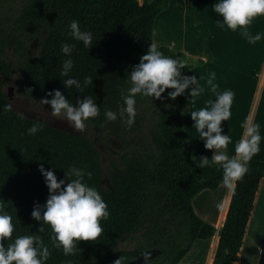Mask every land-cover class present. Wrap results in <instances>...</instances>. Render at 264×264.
<instances>
[{"label":"trees","instance_id":"trees-1","mask_svg":"<svg viewBox=\"0 0 264 264\" xmlns=\"http://www.w3.org/2000/svg\"><path fill=\"white\" fill-rule=\"evenodd\" d=\"M169 5L170 0H0V199L8 202L13 216L17 229L13 237L34 233L48 244L51 255L46 264L66 260L113 264L121 255L127 257V264H146L141 255L145 251L150 252L149 264H179L198 241L217 235L216 227L197 215L193 199L205 190H218L223 173L216 165L201 168L193 160L184 124L189 107L185 95L172 100L168 89L162 94L165 99L137 96L131 128L120 119L106 122L103 115L105 107L118 111L123 104L119 88L128 87L125 79L153 43L155 20ZM73 19L93 33L91 48L68 36ZM63 42L76 45L71 75L81 81L85 76L93 78L83 93L62 84ZM158 49L167 56L183 57L165 46ZM8 51L16 63L7 59ZM193 68L194 64H186L182 75ZM17 71L23 77L20 93L35 102L54 89L73 104L84 95L96 99L100 115L88 123L121 144L107 174L101 152L88 134L27 118L12 106L4 110L10 104L5 85ZM34 121L44 127L29 135L27 129ZM73 163L92 173L85 180L100 191L110 217L101 221L104 231L95 241H79L76 254L65 256L62 248L52 245L50 226L39 233L43 222L31 213L37 202L44 204L49 196L40 165L68 182L65 171ZM105 174L109 187L104 184ZM263 178L264 162L251 160L248 172L236 182L213 264H237ZM127 237L136 241L135 247L119 249Z\"/></svg>","mask_w":264,"mask_h":264},{"label":"clouds","instance_id":"clouds-1","mask_svg":"<svg viewBox=\"0 0 264 264\" xmlns=\"http://www.w3.org/2000/svg\"><path fill=\"white\" fill-rule=\"evenodd\" d=\"M212 10L222 17L218 21L221 27H226L239 34L249 44L255 45L264 40V33L251 31V25L257 17H264V0H217L212 5ZM68 36L75 41H80L87 48L93 46L94 35L89 30H82L78 19H73L68 25ZM74 43L63 42L60 46L64 58L61 60L62 84L69 89L73 86L78 92L93 84L91 76L83 80L71 75L74 67L72 53ZM186 66L183 58L165 55L155 43H151L148 50L141 55L138 64L132 66L125 79L128 87H120L119 95L123 104L118 111L104 108L103 115L106 122L120 119L128 128L133 127L137 116V96L157 100L165 99L162 95L168 89L167 97L175 100L188 91L191 100V110L188 112L193 120V128L199 134V139L204 142V147L214 150L209 159L202 156L197 163L204 168L216 165L222 169L221 183L228 189H233L249 170V162L261 150V125L252 124L246 119L243 124V134L234 143V154L229 156L227 149L233 143L231 135L225 134L223 124L232 116V106L235 92L232 89L220 90L216 82V73L209 72L204 83L203 77L196 75H182ZM210 92L215 99H207L205 106L196 107L197 100ZM51 97V98H48ZM39 103L50 105L53 116L66 118L68 124L77 130H83L89 118L100 115L96 99L92 95H84L73 104L60 89L49 91ZM169 105H166L168 107ZM11 105H5L4 110H10ZM43 123L34 121L27 129V134L35 135L43 129ZM45 183L49 189V196L44 204L36 203L31 213L37 221H42L39 233L44 232L45 225L51 228L52 245L62 248L65 256H74L79 250V241H95L104 231L101 221L110 217L108 204L103 199L100 191L90 185L85 177L91 178L92 173L71 164L65 171L68 182L59 179L55 171L45 169L40 165ZM16 225L13 216L8 211V202L0 199V264H46L51 253L39 234L16 235ZM7 241V244H5ZM146 264H149L150 252H142ZM65 264H73L66 260ZM113 264H127V257L121 255Z\"/></svg>","mask_w":264,"mask_h":264},{"label":"crops","instance_id":"crops-1","mask_svg":"<svg viewBox=\"0 0 264 264\" xmlns=\"http://www.w3.org/2000/svg\"><path fill=\"white\" fill-rule=\"evenodd\" d=\"M216 2L217 0H170L169 8L155 20L153 43L157 47L165 46L183 54L186 64H194V68L184 75L203 77L200 82L204 83L208 73L214 71L220 90L232 89L235 92L232 116L223 124L225 134L228 133L233 139L227 152L229 156L234 154V143L243 134L242 124L249 119L250 123L261 125L262 134L261 150L252 160L264 162V40L255 45L249 44L239 32L221 27L217 22L223 18L212 10V5ZM251 31L264 33V17L254 19ZM184 95L189 102L186 111H190L191 97L187 90ZM207 99L215 97L206 91L197 100L196 107L205 106ZM193 123L190 114L184 112L185 130L197 165L202 156L211 159L214 150L204 147ZM234 189L235 187L228 189L222 184L218 190H205L193 199L195 212L216 227L217 235L211 240L198 241L179 264H213L219 232L224 226ZM199 202L202 204L199 205ZM257 213L261 219L256 233L254 225ZM237 264H264V178L256 196Z\"/></svg>","mask_w":264,"mask_h":264},{"label":"rangeland","instance_id":"rangeland-1","mask_svg":"<svg viewBox=\"0 0 264 264\" xmlns=\"http://www.w3.org/2000/svg\"><path fill=\"white\" fill-rule=\"evenodd\" d=\"M7 59L14 63L17 62L16 61L17 59L14 57L11 51L7 52ZM22 84H23V77L21 73L18 71L6 83L5 92L8 94L10 90H12V95L9 98V102L11 106L19 114L27 118L46 122L54 127L66 130L73 134H84V133L88 134V136L95 141L96 146L99 148L101 152V162L105 169V173L107 174L109 162L117 155L118 151L121 149L120 141L114 138L109 139L106 132L102 128L94 125H90L88 122H86V127L83 130H77L72 128L66 121V118H64L63 116L56 117L52 115V113L50 112L51 106L42 105L38 102L31 100L30 98H27L26 96H23L20 93ZM108 140H111L112 142L111 145L110 143H108ZM106 174H105L104 184L105 186L109 187L110 181L106 176ZM200 203L201 202H199V205ZM260 219H261L260 214L257 213V218L254 225V227H256L255 228L256 233L258 231L257 226L259 225ZM135 245H136V241L133 238L127 237L120 243L118 248L132 249L135 247Z\"/></svg>","mask_w":264,"mask_h":264},{"label":"water","instance_id":"water-1","mask_svg":"<svg viewBox=\"0 0 264 264\" xmlns=\"http://www.w3.org/2000/svg\"><path fill=\"white\" fill-rule=\"evenodd\" d=\"M12 95V90H10V92L8 93V97L10 98Z\"/></svg>","mask_w":264,"mask_h":264}]
</instances>
